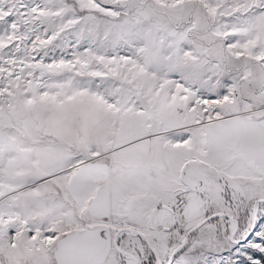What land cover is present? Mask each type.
I'll use <instances>...</instances> for the list:
<instances>
[{
	"label": "snow or ice",
	"instance_id": "obj_1",
	"mask_svg": "<svg viewBox=\"0 0 264 264\" xmlns=\"http://www.w3.org/2000/svg\"><path fill=\"white\" fill-rule=\"evenodd\" d=\"M0 264H264V0H0Z\"/></svg>",
	"mask_w": 264,
	"mask_h": 264
}]
</instances>
